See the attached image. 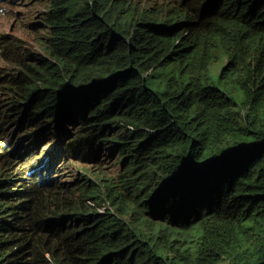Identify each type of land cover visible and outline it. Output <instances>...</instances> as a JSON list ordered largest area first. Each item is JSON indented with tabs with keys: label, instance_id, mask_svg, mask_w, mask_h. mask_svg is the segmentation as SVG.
Instances as JSON below:
<instances>
[{
	"label": "trees",
	"instance_id": "16d2710c",
	"mask_svg": "<svg viewBox=\"0 0 264 264\" xmlns=\"http://www.w3.org/2000/svg\"><path fill=\"white\" fill-rule=\"evenodd\" d=\"M150 3L49 0L37 51L3 44L0 98L24 104L0 129L82 161L129 124L145 156L124 194L81 176L40 196L31 142L2 134L0 264H264V0Z\"/></svg>",
	"mask_w": 264,
	"mask_h": 264
},
{
	"label": "clouds",
	"instance_id": "9594fccd",
	"mask_svg": "<svg viewBox=\"0 0 264 264\" xmlns=\"http://www.w3.org/2000/svg\"><path fill=\"white\" fill-rule=\"evenodd\" d=\"M1 1L3 0H0V2ZM40 1H43L44 9L40 14H37V20H38L37 25L39 26V35L37 37L43 36L42 34L44 33V31L42 30V27H41L42 26L41 16L47 13L48 5H49V0H40ZM135 1L141 2L143 0H135ZM146 1H150L151 2L150 7H152L154 5H162L168 0H144L143 2H146ZM28 3L23 4L19 2L17 5L18 7L24 8L28 5ZM3 10L5 9L0 8V15H5V13H2ZM14 23L18 25V28L21 27L20 21L17 20ZM35 38L36 37H34V39ZM8 41H11V42L20 41L26 45L25 42H23L22 40L16 37H12V36L0 37V61L3 62L2 67L5 66V61L4 59H2L3 56L1 55V48L3 44H5ZM27 47H30L32 50L37 51L34 43H33V46H27ZM1 97L2 99H4L3 96ZM2 105L3 104L0 101V116L4 113L2 110L6 111L9 107H11L10 111L7 112L4 115V117L9 116L11 112L16 111V110H18L17 119L21 117L19 115V112L21 110L20 103L18 105L17 103L14 105L11 104L7 108H2ZM24 111H29V109L23 110V112ZM14 124H17V121ZM12 126H13V130L11 132L9 131L10 126H7L5 127L6 129H3L5 132L3 135V138H5V146L12 147L15 144H20L21 145L20 148L25 150L26 141L31 142L32 148L35 151L34 153L30 155H26V156L28 158L35 156L38 159L36 160L35 158H32L26 161L25 164L23 163L24 166L29 164L26 167L27 170H25L26 172L24 175L25 176L27 175L26 177L33 176L31 178H34L37 180V185L40 184V186L43 187L44 191L42 192L40 196L45 195L48 191H51L54 188L62 189V187L74 185L76 180L79 179L81 176L77 177V174H78L76 173L77 169H72L69 167V165L72 162H74L75 164L76 161H79V162L75 165H80L84 161H95L98 164V167L96 168L97 171L95 173L91 172V174H93L95 178L91 177L90 179L87 177V179L90 180L95 186H97L98 190L101 193L103 194L110 193V194H118V195L124 194L122 190V180L128 170V163L139 160L145 156V153L143 152V149H142V141L133 138V134L136 132V129H134L132 125L121 124V126L118 129H115L114 133H112L110 140L106 144H104V145H111L113 151L115 149H118V157H119L120 163L124 165V171L122 173H119L115 177H110L108 176L107 172L104 171L105 159L108 157H112V154L110 152L103 153L101 151V148L97 149V147L91 144L87 146V142H86V147L89 148L90 150L87 152V154L85 155L82 161L78 160L77 159L78 157L75 155L73 157H70L72 161H66V158L67 156H69V154H67V152L63 151V149L59 147L60 143L52 144L55 137L56 138L61 137L60 133L58 131H57L58 133H56L55 131V134L43 132L42 129L40 128L44 126L43 121L41 119L37 120L36 122V130L38 128H40V130L38 129V131L34 135H32L29 140L28 138L30 136L22 141L21 140L22 134L16 130L15 125H12ZM41 136L43 137L41 138ZM65 142H68L67 138ZM55 150H60V151L58 153H55L54 152ZM44 151H46L45 156H44L45 154ZM43 161L45 163L41 164V162ZM32 166H34V168H31ZM69 170H72L75 173H72ZM82 176H84V174ZM71 179L73 181H71ZM88 204L95 207L90 202H88ZM96 208H97L98 213H101V214H104L106 211H109V212L112 211L108 205L103 206V207H96Z\"/></svg>",
	"mask_w": 264,
	"mask_h": 264
},
{
	"label": "rangeland",
	"instance_id": "374dc122",
	"mask_svg": "<svg viewBox=\"0 0 264 264\" xmlns=\"http://www.w3.org/2000/svg\"><path fill=\"white\" fill-rule=\"evenodd\" d=\"M144 1V0H143ZM21 2L23 4L28 3V5L24 8L18 7V3ZM0 8H3L5 10L2 11V13H5V15H0V37L3 36H12L19 38L23 42L26 43L27 46H33V39L34 37H37L39 35V26L37 25V14H40L44 9V3L40 0H3L0 2ZM20 21L21 27L18 28V25H16L15 21ZM43 35V34H42ZM35 49V48H34ZM3 66V62L0 61V67ZM26 98V97H25ZM2 105V108H7L12 103H6L5 99H0ZM16 101H19V98H16ZM24 102L20 101V107H22ZM31 118V117H30ZM71 132V135L67 137V141H70L76 132H78L77 127H69ZM4 130L0 129V136L4 134ZM90 145V143H87V146ZM95 146V145H94ZM97 147V146H95ZM101 151L103 153L110 152L112 154V157H108L104 161V171L107 172L108 176L115 177L119 173H122L124 171V165L120 163L119 157H118V149L112 150L111 145H104L101 147ZM22 163V161H21ZM29 164L25 165L26 167ZM72 169H77V177H80L84 174L83 177L85 178H95V176L92 173H95L98 167V164L95 161H84L80 165H75L74 162L70 163L69 165ZM72 173H75L72 170H69ZM71 178V176H70ZM71 181H73L71 179ZM45 194V193H44Z\"/></svg>",
	"mask_w": 264,
	"mask_h": 264
}]
</instances>
